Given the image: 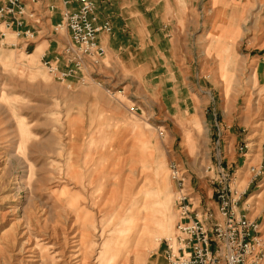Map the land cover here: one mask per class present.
<instances>
[{
    "label": "rangeland",
    "instance_id": "374dc122",
    "mask_svg": "<svg viewBox=\"0 0 264 264\" xmlns=\"http://www.w3.org/2000/svg\"><path fill=\"white\" fill-rule=\"evenodd\" d=\"M157 1L130 13L157 27L169 4L166 36L73 73L68 11L28 39L0 19V264H164L173 163L215 215V166L238 191L255 174L239 208L264 229V0Z\"/></svg>",
    "mask_w": 264,
    "mask_h": 264
},
{
    "label": "built area",
    "instance_id": "2783aa9c",
    "mask_svg": "<svg viewBox=\"0 0 264 264\" xmlns=\"http://www.w3.org/2000/svg\"><path fill=\"white\" fill-rule=\"evenodd\" d=\"M1 2L0 19L7 25L14 18L16 24L22 26L26 10L23 0ZM80 2L79 9L66 12L62 21V26L69 30L72 37L67 55L70 73L82 67L85 57L97 60L104 56L106 50L98 36L101 32L112 31L109 21L98 22L93 0ZM24 34L33 35L30 29L25 30ZM212 166L213 169L216 167L217 172V215L209 207L200 209L201 204L190 189L186 169L175 163L171 165L179 220L175 233L165 241L167 264H264L261 222L251 219L244 209L239 208V200L245 189L238 191L232 186V174L221 162L215 167L209 164L208 168ZM255 173L258 174L259 169Z\"/></svg>",
    "mask_w": 264,
    "mask_h": 264
},
{
    "label": "crops",
    "instance_id": "0c3cea01",
    "mask_svg": "<svg viewBox=\"0 0 264 264\" xmlns=\"http://www.w3.org/2000/svg\"><path fill=\"white\" fill-rule=\"evenodd\" d=\"M94 1L97 7L96 15L98 16V22L103 23L109 21L112 26L111 32H101L98 36L100 44L104 46L106 50L105 55L102 56L100 60H103L105 56L108 55L109 53L113 55L119 52L122 49L123 42L137 41V42H141L142 44H145L147 40L150 41L152 40V34L155 30H158L160 33H162L161 31L164 30V32L162 33V35L164 36L168 34L167 30L164 28L168 20V17H166V12L169 14L168 12L169 8L166 7V5L169 4L167 3L163 8L162 7L159 8L160 14L162 13L163 14L161 16H158L157 19L158 22L156 27L153 26L154 23L151 22L152 19L150 18L146 17V19H144L143 17H138V16L132 18L133 14L130 13L131 6L132 4L135 3L139 4L140 0H94ZM161 1L163 0H158L157 3L159 4L161 3ZM146 2L149 3V9L152 7H157L156 6L157 4L154 5L152 0H146ZM23 3L25 4L27 10L32 13L31 16L27 18L25 24L21 27H18L17 34L18 36L22 35L23 37H27V39L30 38V36H24L23 30L30 28L31 24L34 27H37V24H35V22L31 19L37 18L38 21L41 23L40 31L44 32L46 31V29H48L47 28L48 22H50L51 24H53L54 22L56 23L60 22L62 18V14H64L65 11L75 10L79 8L81 4L80 0H23ZM129 14L131 16H128ZM223 23L225 24L226 22L223 20ZM228 23L230 22H227V24ZM161 26H163L162 30H161ZM173 27L174 26H172L171 36H173V32H174ZM67 32L69 38L68 40H70L71 38L70 33L68 30ZM42 45L38 44L35 53L33 54L38 55L40 54L41 51V53H43L42 58L44 57L51 58L52 54L49 50V47L51 46V42H49V44L42 43ZM139 64H140V66L138 67L139 71H142L144 68H146L145 63H139ZM253 176L249 179L248 185L253 181ZM189 185H190V189L193 191V194H195L197 191L196 188L191 184V182ZM248 185L246 186L245 192L248 189ZM255 218L257 219V217H254V219ZM262 230L264 234V229ZM162 257L164 264H167L168 261L165 257L164 252H162ZM158 260L159 258L157 259V261Z\"/></svg>",
    "mask_w": 264,
    "mask_h": 264
},
{
    "label": "bare ground",
    "instance_id": "6f19581e",
    "mask_svg": "<svg viewBox=\"0 0 264 264\" xmlns=\"http://www.w3.org/2000/svg\"><path fill=\"white\" fill-rule=\"evenodd\" d=\"M34 56V55H33ZM92 243V242H91Z\"/></svg>",
    "mask_w": 264,
    "mask_h": 264
}]
</instances>
